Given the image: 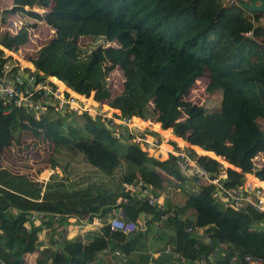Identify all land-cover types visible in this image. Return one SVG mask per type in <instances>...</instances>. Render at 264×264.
<instances>
[{"label":"trees","instance_id":"trees-1","mask_svg":"<svg viewBox=\"0 0 264 264\" xmlns=\"http://www.w3.org/2000/svg\"><path fill=\"white\" fill-rule=\"evenodd\" d=\"M45 2L0 0V57L4 49L11 50L79 95L93 90V98L102 107L106 103L135 118L165 121L175 136L169 129L157 128L156 122H147L225 164L233 165L230 160L239 152L236 168L190 152L210 175L225 171L221 181L226 188L242 184L249 172L264 185V158L252 163V157L264 151V12L222 0ZM44 28L49 31L47 38L40 34ZM248 30L250 35L245 34ZM87 37L97 42L82 44ZM116 69L124 76L117 85L116 78L111 81L118 76ZM201 81L205 91L217 98L213 105L190 95ZM33 97L41 98V94ZM46 105L39 116L22 106L3 113L0 105V160L13 136L22 131L23 137L54 142V154L48 160L51 168L63 171L61 176L53 171L39 182L11 172L0 161V264H92L104 250L121 262L139 249L137 239L143 233L127 239L106 222L84 242L67 237L57 227L72 215L88 221L94 216L107 219L121 196L127 197L120 212L125 219L145 227L164 215L158 233L165 235L166 229H172L164 237L170 252L161 249L155 257L150 251L139 253L134 258L138 264H166L168 259L245 264L249 256L259 257L264 264L262 213L215 197V186L183 172L177 155L169 153L162 159L130 142L132 135L127 134L126 140L114 135L101 114L61 112ZM231 132L233 140L228 144ZM75 156L82 159L83 167L72 173L68 165ZM89 167L93 173L87 171ZM160 172L171 177L163 178ZM129 182L166 201L150 203L146 194L129 195ZM175 188L183 195L179 204L170 201ZM31 211H42L44 217L34 222ZM189 224L205 226L210 241L188 231ZM43 227L56 233L49 245L42 242ZM116 249L118 253L113 254Z\"/></svg>","mask_w":264,"mask_h":264},{"label":"built area","instance_id":"built-area-1","mask_svg":"<svg viewBox=\"0 0 264 264\" xmlns=\"http://www.w3.org/2000/svg\"><path fill=\"white\" fill-rule=\"evenodd\" d=\"M222 1L228 4H239L241 1L248 0ZM245 34L250 35L251 30L246 31ZM0 58L4 59L2 55ZM13 68L17 69V71L15 72ZM26 69L27 67L23 66L20 62H15L13 65H10L7 60L4 59L3 62L0 60V105L3 108V113H8L13 108L22 106L26 110L31 111L34 116H39L45 111L47 106L46 103H50L61 112L67 110H87L91 113L101 114L105 117L109 126L113 128L114 135L120 138H126L127 134L132 135V140L135 143L154 156L167 157L169 153L177 155V163L183 172L197 175L199 178H202L215 186L213 191L215 197L225 200L226 203L234 207L251 206L257 212L264 215V186L258 181L252 179L254 181L252 182L244 178L242 184L233 188H226L221 181L226 177L225 171L221 170L219 173L210 175L209 171L197 163L190 153H185L183 148H176L170 142H163L158 136L153 137L150 134L147 135L145 132H140L141 130L139 129L142 127L139 124L138 126L132 125V121L134 120H132L129 115L130 112H124L117 108L109 107L106 104L105 106L110 109V113L107 114V116L102 112H98L96 109L92 112L91 107L85 102V100L89 101V99H84L82 95H79V92L64 84H62L64 85L62 88L54 82H50V85H48L43 80L44 77H48V75L35 68L33 65L29 68L31 71ZM38 93L41 94V98H34L33 96ZM96 102L97 101H95V103ZM123 114L129 117L123 116ZM136 128H138V130ZM163 153H165L166 156H161ZM139 182L141 183V180H139ZM126 188L128 189L127 193L129 195L146 194L147 197H149L150 203H163V200L158 196L151 194L148 188L140 187L136 182L127 183ZM126 200V196H121L114 203L115 209H113L112 212H109L111 214L108 215L107 223L112 229L121 230L127 235L129 232H135L137 229L142 228L143 225L130 219H125L120 214V212H122L121 204ZM29 217L34 222H37L44 216L42 211H31ZM164 217L165 216L162 215L161 220ZM57 218V215L53 217L54 220ZM161 220L155 221L157 227L162 225ZM102 221L101 218L94 216L90 221H88L86 217H82L78 222H80V225L82 223H90V225L99 228L100 225L104 224ZM205 228V226L191 224L187 226L188 231L198 234L204 233ZM206 239L207 241H210L208 236ZM217 247H215L213 251L214 255L218 249ZM167 251H170V249L167 248ZM245 264H262V260L256 256H249Z\"/></svg>","mask_w":264,"mask_h":264},{"label":"rangeland","instance_id":"rangeland-1","mask_svg":"<svg viewBox=\"0 0 264 264\" xmlns=\"http://www.w3.org/2000/svg\"><path fill=\"white\" fill-rule=\"evenodd\" d=\"M31 6H33V8L36 9H40L37 8V5H35L34 3H30ZM45 4H49V2H45ZM1 7V6H0ZM2 24V22L0 23V25ZM5 27L2 25L1 29H4ZM40 34L46 35L45 37L47 38L49 36V31L47 29L44 28L43 31L40 32ZM41 37V36H40ZM42 38V37H41ZM43 40H39L38 43H41ZM97 41L95 40V38H91V37H87L82 39V44H92V43H96ZM12 55V58H9L8 56ZM2 57L7 60L9 62L10 65H13L15 62H20L21 64H23V66L30 68L32 65L30 63V61L28 62V60L25 58L26 56L22 57L20 56L18 53L13 52L11 50L8 49H4V53L2 54ZM119 67V66H117ZM120 68V67H119ZM121 69V68H120ZM120 69H116V73L118 74L115 76L111 77V81L113 82V79L115 80V78L117 79L114 84H118L119 81L121 79H124L123 73ZM37 70V69H35ZM44 77V81L50 85V82H54L56 85H58L60 88H62L64 85H62V83L58 82L56 79H52L50 76ZM202 83L197 84V86H193L191 88L190 91V95H196L200 101H202L205 105H213V103L217 102V98L215 96H211L209 93H207L204 89V84L203 81H201ZM214 94H217V90H214ZM189 96V94L187 95ZM82 97L85 99H89V101L85 102L87 103V105H89L91 107V111L93 112L94 109H96L98 112H102L104 115L107 116V114L110 113V109H108L106 106H100L97 103H95V100L93 99V90L88 91V93H82ZM181 106H183V102L180 103ZM135 114V113H132ZM136 115V114H135ZM123 116H127L125 114H123ZM131 116V115H130ZM129 117V116H127ZM134 120V119H132ZM146 121H151V122H156V124L158 125L157 128L162 127L163 129H169L170 132L171 128L169 126H165V121H155V120H151L148 119ZM132 125L133 126H138L137 121H132ZM142 128H140L139 130H141L140 132H145L147 135H151L153 137L158 136L163 142H170V139H173V141L176 142V144L179 146V148H183V151L185 153H190L191 150H194L197 154H207L210 157L214 158L215 160H218V162L220 163L221 166L223 167H235V161H238V159L240 158V153H236L235 156L230 160V162L233 165H229V164H225L223 163L221 160V162L219 161V159H217L216 157H214L213 155H210L208 153H203L199 150H197L194 147H190L188 143L181 141L179 139H175V138H170L168 137V135L162 133V130H152L153 128H148L145 125H141ZM138 130V128H136ZM136 130V131H137ZM136 133V132H135ZM134 133V134H135ZM234 133V132H233ZM233 133L231 132L228 137H227V143L230 144L233 140ZM22 131L19 133H16L13 138L14 140L11 142V145L6 147L4 149V151L1 153L3 155V158L0 160L1 163L3 164L4 167H7L9 170H11V172H15V173H21V174H26L31 176V178L34 181H42L44 182L48 176L54 171L55 173L57 172V174L59 176H61V174H63V171L59 168V167H55V168H51L50 166V158H52V154H54V146L56 145L54 142L53 144H51L52 142L49 141V143L41 141L40 139H31L29 137H23L22 135ZM17 139H19L20 141H17ZM28 147V148H27ZM27 148V149H26ZM193 148V149H192ZM29 150V153L27 152ZM39 151V152H36ZM191 154V153H190ZM220 155V154H219ZM161 156H166L165 153L161 154ZM221 157H223L222 155H220ZM264 157V151H261L260 154H258L257 156L252 157V163L254 165L259 164L262 161V158ZM65 155H63L61 157V160L64 161L65 160ZM49 159V160H48ZM74 161H71L70 165H68L69 170L72 167V169H74V171L71 170V172H75V171H80L81 168L83 167V162L82 159H80V157H73ZM25 163H24V162ZM34 166L35 170H31L29 171V167ZM40 168H43L44 170H39ZM90 173H93L92 168H88V170ZM76 173V172H75ZM161 173V172H160ZM251 173V172H249ZM253 174V172H252ZM73 175V174H72ZM163 178H170L171 176H169L168 174L165 173H161ZM29 176H27L29 178ZM73 177V176H71ZM245 178L248 181H252L254 182L251 178H249L246 174H245ZM73 179V178H72ZM177 189L175 188V191L173 192V197L170 198V201L172 203L175 204H179L182 202L183 200V195L181 194V192H177ZM185 216V215H184ZM69 219H71L69 217ZM66 219H62L61 221L58 222V226L61 227V229L63 228L62 225H66ZM152 226L155 227V229L159 230L157 228L156 225L153 224V222L151 223ZM97 231L94 232H90V234L87 233V235H91L93 237V234L96 233ZM83 233V232H82ZM49 234V233H48ZM79 237L81 239H83V234H78ZM165 235H162V237L160 236L159 238H157L155 240L156 242H160L161 246H156L155 243L154 244H150L147 242V239L144 236H140L137 239V245L139 246V250L141 251L140 253H144L145 251H147L148 249H157V250H161L164 247V241H165ZM110 259V258H109ZM196 262V261H195ZM198 262V260H197ZM233 262V261H232ZM131 264V263H128ZM189 264V263H187ZM190 264H193V262H190Z\"/></svg>","mask_w":264,"mask_h":264},{"label":"crops","instance_id":"crops-1","mask_svg":"<svg viewBox=\"0 0 264 264\" xmlns=\"http://www.w3.org/2000/svg\"><path fill=\"white\" fill-rule=\"evenodd\" d=\"M4 49V48H3ZM6 50V49H5ZM63 84V83H62ZM163 132V131H162ZM164 133V132H163ZM170 134L172 135V136H175L173 133H171L170 132ZM170 138H173V137H170ZM176 139V138H175ZM170 140H173V139H170ZM29 171H31V170H35V168H34V166H32V167H29V169H28ZM39 170H44L43 168H40ZM249 174H251L253 177H255L256 179H258V180H261V179H259L258 177H256L254 174H252V173H249ZM29 176V175H28ZM29 177H31V176H29ZM250 178V177H249ZM254 179V178H253ZM196 181H199V180H196ZM264 181V180H263ZM186 183V185H188V186H190V182L189 181H186L185 182ZM160 199H162L163 201H166V198L163 196H161L160 195ZM167 203H170V202H167ZM173 204V203H172ZM175 204V203H174ZM169 205H171V204H169ZM109 214H111V213H108V215ZM70 218L71 219H69V218H66V225H62V229H61V227H59L58 226V224H57V227L59 228V230H63V231H65V234L64 235H66L67 237H69V238H75V237H79V235L78 234H83L84 233V235H83V241L84 242H87V241H89V240H91V235L89 236V235H87V233L88 234H90V232H94V230H98V228H96L95 226H93V225H90V223H86V224H81L80 225V223L78 222V220L80 219V218H82V217H78V216H76V215H72V216H70ZM103 221V223H106L107 222V220H108V217H107V219H102ZM105 220V221H104ZM153 224L154 225H156L155 224V222H153ZM51 227H43V229L41 230V232H40V236L43 238V240H42V242L44 243V242H46L48 245L50 244V240H51V237H55L56 236V233L55 232H53V231H51V229H50ZM144 228V227H143ZM166 234H165V237L167 236V235H171L172 234V229H166ZM83 232V233H82ZM49 233V234H48ZM53 235V236H52ZM201 237H202V239L203 240H205V241H207V239H206V237H207V234H205V232L204 233H202V234H199ZM146 239H147V242L148 243H150V244H154L155 243V240L157 239V238H159L160 236L162 237V234H161V231H160V233H158V230L157 229H155V227L154 226H152L151 224H150V226H148V230H147V232L143 235ZM41 238V239H42ZM155 245L157 246H161V244H160V242H156L155 243ZM168 246H170V244H166L165 242H164V247L162 248L163 249V251L165 252V249H166V251H167V248H169ZM170 249V248H169ZM147 251H150V255H153L154 257L155 256H157V254H159L160 252H161V250H157V249H148ZM141 251L138 249H136V250H134L132 253H130L129 255H127V257H125L124 258V260H122L121 262H119L118 261V259H117V257L116 256H114V255H112L111 254V252L109 253V251H106V250H104V251H102L101 253H99V257L96 259V260H94L93 262H92V264H128V263H131V264H138V262L136 263V261H134V258H136L137 259V254H139ZM167 252H170V251H167ZM116 253H118V249H116L115 250V252H113V254H116ZM32 256H34L33 254L32 255H30V258L32 257ZM154 257H152V258H154ZM174 257L176 258L177 257V255L175 254L174 255ZM110 258V259H109ZM129 260H131V262L129 261ZM164 263H165V261H164ZM159 264H162V263H159ZM166 264H187L186 262H184L183 260H181L180 262H177V261H169V259H168V261H167V263ZM190 264V263H189ZM193 264H204V261L202 260V259H200V260H198V262L196 261V262H193Z\"/></svg>","mask_w":264,"mask_h":264},{"label":"water","instance_id":"water-1","mask_svg":"<svg viewBox=\"0 0 264 264\" xmlns=\"http://www.w3.org/2000/svg\"><path fill=\"white\" fill-rule=\"evenodd\" d=\"M240 5L249 10V11H261L264 12V0H248V1H241ZM192 178L195 180H199V177L196 175H191ZM148 230V225L145 226L144 228H139L135 232H129L126 237L127 239L130 238H136L140 233L145 234Z\"/></svg>","mask_w":264,"mask_h":264},{"label":"bare ground","instance_id":"bare-ground-1","mask_svg":"<svg viewBox=\"0 0 264 264\" xmlns=\"http://www.w3.org/2000/svg\"><path fill=\"white\" fill-rule=\"evenodd\" d=\"M131 118L132 119H134L135 121H137V123L139 124V125H145V126H147L148 128H153L152 130H158L157 128H155L154 126H153V124H150V123H148L147 121H144L142 118H135V117H133V116H131ZM162 132V131H161ZM163 133V132H162ZM248 177H250L251 179H253V180H256V181H258L259 182V180L258 179H256L255 177H253L251 174H249V173H247L246 174ZM260 183V182H259ZM264 186V185H263Z\"/></svg>","mask_w":264,"mask_h":264},{"label":"clouds","instance_id":"clouds-1","mask_svg":"<svg viewBox=\"0 0 264 264\" xmlns=\"http://www.w3.org/2000/svg\"><path fill=\"white\" fill-rule=\"evenodd\" d=\"M240 4V3H239ZM29 61V60H28ZM30 63L32 64V62L30 61ZM33 65V64H32ZM34 66V65H33ZM35 67V66H34ZM48 76H50L52 79H57V80H59L56 76H51V75H48ZM55 77V78H54ZM60 82H62L61 80H59ZM63 83V82H62ZM64 84V83H63ZM64 85H66V84H64ZM67 86V85H66ZM70 88V87H69ZM72 89V88H71ZM94 99V98H93ZM95 100V99H94ZM95 101H97V100H95ZM97 102H100V101H97ZM101 103H104V102H101ZM104 104H106V103H104ZM106 105H108V104H106ZM109 106V105H108ZM109 107H111V106H109ZM112 108H115V107H112ZM118 109V108H117ZM120 110V109H119ZM122 111V110H121ZM63 112H65V111H63ZM131 113V112H130ZM134 113V112H133ZM136 116H139V115H136ZM139 117H141V116H139ZM105 118V117H104ZM142 118V117H141ZM144 121H146V120H148V119H150V118H142ZM172 133V132H171ZM175 135V134H174ZM181 138V137H180ZM124 140H126V138H123ZM128 139V138H127ZM182 139V138H181ZM184 140V139H183ZM130 142H134L133 140H130ZM135 143V142H134ZM171 143V142H170ZM137 144V143H136ZM190 147H193V146H190ZM141 148V147H140ZM142 149V148H141ZM193 149V148H192ZM166 157H162V159H165ZM254 174V173H253ZM191 175V174H190ZM197 176V175H196ZM31 178V177H30ZM32 179V178H31ZM202 178H199V180H201Z\"/></svg>","mask_w":264,"mask_h":264}]
</instances>
